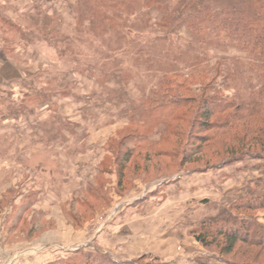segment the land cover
<instances>
[{
  "label": "rangeland",
  "instance_id": "1",
  "mask_svg": "<svg viewBox=\"0 0 264 264\" xmlns=\"http://www.w3.org/2000/svg\"><path fill=\"white\" fill-rule=\"evenodd\" d=\"M150 13L153 22L159 20L156 11ZM44 17L50 19L46 32L74 40L69 42L80 54L76 60L60 58L47 42L40 30ZM76 17L75 0H0V20L20 30L0 32V82L13 87L10 93L0 83V244L25 248L23 259L44 255L45 264H87V256L96 261L100 255L117 264H226L190 231L256 187L264 189L262 148L245 146L243 155L229 158L226 148L241 145L218 141L191 156L207 137L197 126L191 131L194 110L170 115L167 106L146 115L147 104L164 94L158 90L162 76L124 53H116L124 71L105 63L98 41H76ZM176 33L179 42L168 40L162 44L168 52L157 51L169 57L174 44L192 42L186 28ZM156 35L162 34L139 42ZM206 57L202 65L212 74L220 66L210 94L233 99L236 82L226 78L227 71L236 62L246 66L248 56L226 48ZM198 90L193 87L194 96ZM139 145L155 152L134 150ZM132 149L137 156L119 170L113 162ZM182 157L196 163L180 169ZM126 176L118 192L117 179ZM167 186L168 201L162 198ZM244 215L264 226V210ZM114 218L115 231H105ZM132 222L149 229L134 230ZM125 232V239H117ZM41 243L48 245L35 246ZM99 260L92 264H110ZM0 264H8L2 250Z\"/></svg>",
  "mask_w": 264,
  "mask_h": 264
},
{
  "label": "trees",
  "instance_id": "2",
  "mask_svg": "<svg viewBox=\"0 0 264 264\" xmlns=\"http://www.w3.org/2000/svg\"><path fill=\"white\" fill-rule=\"evenodd\" d=\"M75 6L76 41L80 42V37L98 41L101 45L99 55L105 63L115 65L119 71L123 69L118 67L119 56L116 53H124L130 56L131 61L142 63L154 77L162 76L158 90L160 93L164 91V94L152 103L153 106L147 104L146 115L167 106L170 115L181 110H194L191 131L197 126L207 137L199 141V147L191 156L218 141L241 145L226 148L229 158L243 155L247 150L245 146H259L264 152V0H75ZM151 11L159 14V20L153 22ZM38 17L39 14L32 17L34 26L40 22ZM41 21L43 34L50 19L44 17ZM0 26L3 35L13 30L20 31L6 20H0ZM183 27L187 29L192 42L174 44L171 57L157 51L162 49V44L168 45V40H171L170 43L179 42L176 31ZM157 31L162 35H156L146 43L139 42ZM43 35L49 38L47 42L55 48L60 58L68 56L76 60L80 55L74 43L69 42L72 38L58 39L57 34L48 32ZM226 48L240 49L248 56L246 66L236 62L231 72L227 71L226 78L236 82L233 99L224 98L219 92L210 94L219 76L220 66L212 74L208 67L202 65L207 62L209 50ZM114 57L116 62H112ZM194 86L199 87L198 96L193 95ZM144 119L147 122L153 120ZM122 145L123 140L119 146ZM145 147L139 145L134 150L142 151ZM146 148L155 152L151 147ZM134 150H125L123 159L117 156L114 165L123 171L125 165L137 156ZM185 151L183 149L182 153ZM185 158L182 157L180 161V169L184 164L196 163L193 159L185 161ZM233 160L239 159L235 157L229 162ZM125 178L117 179L118 192L121 183L129 180L127 176ZM93 194L98 195L99 191ZM258 210H264V189L258 191L256 187L229 208H223L217 215L193 228L191 236L204 249L215 250L219 260L226 264H264V226L249 216V219H244V214ZM238 211L240 215L235 213ZM231 255L243 262L226 259ZM100 256H95L96 261L102 259L99 262L117 264L110 258ZM87 257V264L96 263Z\"/></svg>",
  "mask_w": 264,
  "mask_h": 264
},
{
  "label": "crops",
  "instance_id": "3",
  "mask_svg": "<svg viewBox=\"0 0 264 264\" xmlns=\"http://www.w3.org/2000/svg\"><path fill=\"white\" fill-rule=\"evenodd\" d=\"M11 80V79H10ZM0 83H3L4 85H5V87H7L8 86V88H9V92L11 93L12 91H13V87H12V82H10V81H4V82H0ZM8 92V91H7ZM2 121H7V119L6 118H3V120ZM6 134V133H5ZM6 145V144H5ZM162 198L163 199H165L166 201H168V186H167V188L165 189V191H164V193H163V195H162ZM167 203V202H166ZM133 218V217H132ZM131 219V218H130ZM118 219L117 218H114V221L113 222H111L109 225H108V227H107V229L105 230V231H109V232H114L115 231V228H117V226H116V223L118 222L117 221ZM119 220H120V218H119ZM136 220H138L137 218L134 220V221H136ZM145 220V219H144ZM133 221V222H134ZM131 223L132 225H131V227H132V229H134L135 230V226L134 225H139V227H140V229H142L143 228V230H147V229H149L148 228V226L149 225H146V227L145 226H143L141 223ZM147 223H149L148 221H146V223L145 224H147ZM116 226V227H115ZM137 229V228H136ZM103 233H105V232H103ZM126 234H123V235H119L120 237L119 238H117V239H125L126 238V235H128V233L127 232H125ZM130 235V234H129ZM123 237V238H122ZM42 245H35V246H37L38 248H41L42 246H45V245H48V244H45V243H41ZM45 244V245H44ZM49 245H51V243L49 244ZM53 245V244H52ZM35 246H33V247H35ZM104 246V245H103ZM108 246H105V249L106 250H108V248H107ZM23 249H25V248H23ZM22 249V250H23ZM0 250H2V253H3V256H4V259H5V261H7L8 262V264H45V263H43V260H44V258H42V257H44V255H40V256H36V257H27V258H25V259H23V252H22V250H18V249H15V248H10V247H7L6 245H1L0 244ZM36 252H39V251H36ZM141 251H139L138 253H140ZM39 253H41V252H39Z\"/></svg>",
  "mask_w": 264,
  "mask_h": 264
}]
</instances>
